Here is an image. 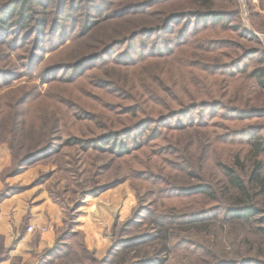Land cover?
Here are the masks:
<instances>
[{
	"label": "trees",
	"instance_id": "1",
	"mask_svg": "<svg viewBox=\"0 0 264 264\" xmlns=\"http://www.w3.org/2000/svg\"><path fill=\"white\" fill-rule=\"evenodd\" d=\"M234 5L227 0H0V91L12 92L0 107V134L5 135V116L16 108L10 134L25 132L22 144L31 143L15 172L60 146L87 154L101 149L129 163L128 176L149 185L152 199L134 218L147 215L160 247L134 259L132 252L147 238H124L122 227L105 264H168L161 253L179 250L200 251L206 263H236L190 233L198 224L225 239L243 226L264 243V44L246 27L230 24L237 17ZM83 67L88 68L80 72ZM30 99L36 114L27 125L21 108ZM190 127L208 129L213 144L223 148L224 185L206 181L203 163L195 169L183 154L180 134ZM148 149L150 158L143 152ZM188 174L196 183L184 184ZM134 218L127 225L139 222ZM72 232L69 225L58 238L60 249H48L36 264L68 247ZM7 252L1 249V260Z\"/></svg>",
	"mask_w": 264,
	"mask_h": 264
},
{
	"label": "rangeland",
	"instance_id": "2",
	"mask_svg": "<svg viewBox=\"0 0 264 264\" xmlns=\"http://www.w3.org/2000/svg\"><path fill=\"white\" fill-rule=\"evenodd\" d=\"M227 2L233 3V5L236 3L233 7H235L234 11H236L237 17L231 19L230 24L246 27L260 36L264 44V32L258 30V28L264 27V0H227ZM232 33H236V31L233 29ZM90 66L92 67V64ZM86 68L88 67H83L80 72ZM59 75H63V73ZM11 95L12 92L8 89L0 91V107L7 99H11ZM32 99L21 108L23 109L22 119L27 120V125H30L36 114V110H33ZM15 111L16 108L5 116V135L0 134V195L3 192L8 193L5 198L0 199V205L6 200L17 199V197L24 199L23 204L28 209L38 203H48L52 216H50L48 208L42 212L46 216L45 224L30 223V211H28L19 225V228L22 227L19 234L24 232L28 234L30 225L45 228L43 232L40 230L29 232L35 244L43 233L48 231L55 233L52 246L41 251H36L33 248L32 257L35 263L40 261L39 259L48 249L55 251L60 249L58 248L60 246L58 238L65 229H68L69 225L72 226L73 232L66 239L65 244L68 247L61 248L58 254L50 258L52 260L47 261L42 258L43 264H105L103 260L107 257L109 248L121 237L119 233L122 227L125 228L122 235L124 238L140 234H144V238H147L144 244L139 245L137 249L134 248L135 250L132 252L134 259L139 260L143 253L155 252L160 247L158 237L156 238L154 230L148 226L147 215L144 218H140L138 215L134 218L135 213L142 211L143 207L147 205L146 201L152 199L147 195L149 185L142 180L128 176L126 164L129 163L125 164L118 158L114 159V154H110L108 150L95 149L87 154L76 147L60 146L57 153L30 162L19 173H16L18 159L24 155L25 149L31 146V143L22 144L21 139L25 137V132H17L15 138L10 134L11 113L13 114ZM180 147L183 154L187 156L188 162L196 166L195 169H198L199 165L203 163L206 181H211L213 184L217 182L219 185H224V182H227V177L219 164L223 148L213 144V137L208 129L190 127L189 130L182 131ZM143 152L150 154L148 158L152 157L151 149ZM138 158L141 160L143 153ZM109 162L111 163L108 168L102 170L101 167ZM140 163L142 162L140 161ZM99 172L101 174H97ZM180 174L183 176L182 173ZM42 175H45L44 180L34 184V181ZM181 175H178V180L183 183ZM92 178L97 180L96 184L94 181L90 182ZM188 178L184 184L196 183L194 176L188 174ZM108 184H112V186L98 194L92 192L93 189ZM11 187L24 188L13 193L9 192ZM145 191L146 193H144ZM133 218L139 222L127 225ZM9 220L14 222L13 214ZM194 226L198 230L190 233L193 236L200 235L197 237L201 244L205 246L214 244L212 245L213 251L235 260L234 264H248L249 260L252 262L254 259L258 263L254 262L253 264H263V240L253 234L251 236L249 230L244 229L243 226L235 228L237 233L234 234L236 235L229 239L212 236L210 230L205 229L208 227L205 224ZM202 229H204L203 232H201ZM245 235L249 237V242L245 241ZM16 238L13 244L18 241ZM3 242L4 238L0 236V251L4 248ZM131 246H136V244ZM11 248L13 247H7V255ZM84 248L89 250L91 258L84 256ZM161 257H167L168 264H211L206 263L207 256L200 251L189 253L188 250H179L171 254L165 251L161 253ZM239 260L241 262H238Z\"/></svg>",
	"mask_w": 264,
	"mask_h": 264
},
{
	"label": "crops",
	"instance_id": "3",
	"mask_svg": "<svg viewBox=\"0 0 264 264\" xmlns=\"http://www.w3.org/2000/svg\"><path fill=\"white\" fill-rule=\"evenodd\" d=\"M23 200V198L17 197V199L6 200L0 205V236L4 238L3 247H13L3 260L0 259V264H36L32 257L33 248L36 251H41L46 247L52 246L55 240V233L51 231L43 233L36 244L33 242L29 232L28 234L26 232L19 234L22 228H19V225L28 211H30V223L45 224L46 216L42 212L46 208H48L47 210L50 216H52L48 203H38L36 206L28 209L23 204ZM12 214L15 218L14 222H10L9 220ZM15 238L18 241L13 244Z\"/></svg>",
	"mask_w": 264,
	"mask_h": 264
},
{
	"label": "built area",
	"instance_id": "4",
	"mask_svg": "<svg viewBox=\"0 0 264 264\" xmlns=\"http://www.w3.org/2000/svg\"><path fill=\"white\" fill-rule=\"evenodd\" d=\"M38 230H40V231H44L45 230V228H37L35 225H30L29 227H28V231L29 232H36V231H38Z\"/></svg>",
	"mask_w": 264,
	"mask_h": 264
}]
</instances>
